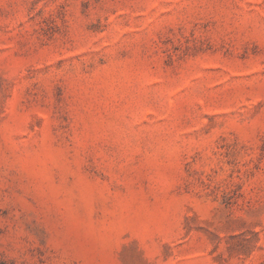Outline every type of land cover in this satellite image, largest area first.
I'll return each instance as SVG.
<instances>
[{
  "label": "rangeland",
  "instance_id": "1",
  "mask_svg": "<svg viewBox=\"0 0 264 264\" xmlns=\"http://www.w3.org/2000/svg\"><path fill=\"white\" fill-rule=\"evenodd\" d=\"M0 264H264V0H0Z\"/></svg>",
  "mask_w": 264,
  "mask_h": 264
}]
</instances>
